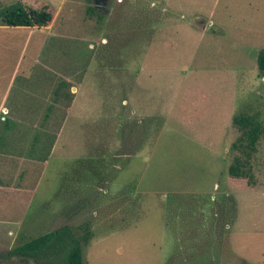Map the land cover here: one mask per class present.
I'll return each instance as SVG.
<instances>
[{
  "label": "rangeland",
  "instance_id": "374dc122",
  "mask_svg": "<svg viewBox=\"0 0 264 264\" xmlns=\"http://www.w3.org/2000/svg\"><path fill=\"white\" fill-rule=\"evenodd\" d=\"M20 2L0 0V10H46L51 35L64 38L43 31L24 46L27 31L0 30V100L26 103L17 64L33 93L47 87L49 105L30 117L32 203L0 193V254L66 225L89 233L82 264H264V0ZM239 115L262 127L250 185L226 173ZM0 117L8 153L29 117L21 131Z\"/></svg>",
  "mask_w": 264,
  "mask_h": 264
},
{
  "label": "trees",
  "instance_id": "16d2710c",
  "mask_svg": "<svg viewBox=\"0 0 264 264\" xmlns=\"http://www.w3.org/2000/svg\"><path fill=\"white\" fill-rule=\"evenodd\" d=\"M50 20V13L43 9L17 5L0 10V26L41 27L46 26ZM255 66L258 74L264 77V49L257 53ZM232 123L239 128L241 134L236 143L232 144L238 155L233 158L226 173L230 178L244 179L250 185L249 160L255 152L262 127L246 115L234 117ZM88 235L85 229L81 237H76L68 226L63 225L16 245L6 253H1L0 258L16 257L33 262L40 261V264H82V245L87 243Z\"/></svg>",
  "mask_w": 264,
  "mask_h": 264
},
{
  "label": "crops",
  "instance_id": "0c3cea01",
  "mask_svg": "<svg viewBox=\"0 0 264 264\" xmlns=\"http://www.w3.org/2000/svg\"><path fill=\"white\" fill-rule=\"evenodd\" d=\"M19 2H20V0H19ZM22 5L27 7L25 3H23ZM49 23L46 26H41V27H35V26H32V27L0 26V30H21V31L23 30V31H27L28 36L24 39V46H27L26 43H28L30 41V38H31V36H33V34L34 35L35 34L40 35V33L43 31L48 32V34H49V36H51V38H56L59 40L63 39L64 36L62 34L63 33L62 29L57 28L56 31L53 33V35H51L53 30L50 29ZM40 38L38 39V41H35L34 46L35 47H38V46L41 47L40 52L42 53L46 38L45 39L41 38V40H40ZM73 67H75V66H73ZM44 70H45V68H44ZM18 73H19L20 79L22 80V82L25 83V86H26L25 89H26V92L28 94V98L26 99V103H21L20 105H15L13 103L9 106H5L6 101H7V97H5L4 96L5 94H4L2 99L0 100V114H1V116L9 115V116L15 117L16 119H14V118L13 119H14L15 124L17 125L16 129H18V124L21 123L20 117H24V118L29 117L28 123H26V124L24 123V127L26 126V129H27L26 130L27 137L25 135L21 136V135H17V134L15 135L14 134L13 141H12V144H13L12 149L8 150V153H1L0 152V158H6L7 162H8L7 167H9L7 169H2V167L4 166V163L1 164V161H0V193L4 194L6 196L9 195L10 197H12L13 204L19 203L20 206L22 203L21 196L22 195L24 197L27 196V206L29 207L30 204L32 203V192H33V167H32V164H33V161H32L33 126H32L30 117L32 115L46 116L47 110L49 109V105H47V103H46L47 102V96H45L47 87L41 93H33L32 92V83H34V81H32L30 71L29 70L25 71L23 69L21 70V69H19V65L16 64L11 75H14V79H15L16 76L18 75ZM14 79L12 78V76L10 77V80L8 82V86L13 85ZM64 80H65V82H68L66 79H64ZM61 85L63 86V83ZM66 85H68V84H66ZM73 88H72V86H68V90L69 89L72 90ZM54 93H55V91H54ZM69 94H72V93H70V91H69ZM62 97L64 99L65 98L71 99L70 95H64V96L62 95ZM42 101H44L43 104H42ZM87 105L89 107V104H87ZM72 106L74 107L73 104H72ZM85 106H86V104H85ZM18 131H21V129H18ZM18 131L15 130V133H17ZM39 131H41V129H39ZM24 132H25V130H24ZM18 137L19 138L24 137L23 148H24V150H26V148H27V150H28L27 155H25V152L23 155L21 153L17 152V149L22 144L21 140ZM18 199H19V201L17 202ZM23 202H24L23 206L26 208V199L25 198H24ZM220 246L221 247H217V251L220 253L219 256L224 252L222 245H220ZM197 254H199V253H197ZM215 256H217V255H215ZM183 258L187 259V256H184ZM192 258L195 260L205 259V258H200L197 255H196V257H192ZM235 260L237 262H240V261L244 262L242 260V258H239V257H235ZM182 264H184V263H182ZM245 264H246V262H245Z\"/></svg>",
  "mask_w": 264,
  "mask_h": 264
}]
</instances>
